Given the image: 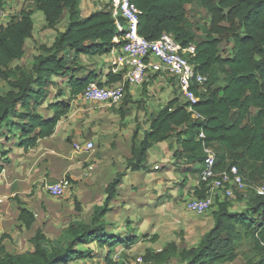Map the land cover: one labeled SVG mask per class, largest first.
<instances>
[{"label": "trees", "instance_id": "obj_1", "mask_svg": "<svg viewBox=\"0 0 264 264\" xmlns=\"http://www.w3.org/2000/svg\"><path fill=\"white\" fill-rule=\"evenodd\" d=\"M194 1L210 15L205 37L199 41L185 26L186 6ZM79 2L33 0L34 9L42 12L48 29L56 28L64 11H67L68 23L63 31L56 32L51 45L37 46L38 53L31 56L28 68H12L10 64L23 57L26 39L32 38V11H20L6 25L0 26V81L8 86L7 90L0 89V131L17 125L20 139L17 145L25 153L35 146L38 139L49 137L69 111L67 101L49 104L53 115L47 119L36 111L46 96L47 86L52 83L51 77L69 75L67 84L70 94L76 97L93 79L91 75L75 78L72 72L81 67H73L69 62H75L80 54L101 56L108 53L115 45L114 37L122 35L109 12L96 11L81 17ZM131 2L139 11L137 32L141 36L153 40L169 33L183 47L195 44L196 53L191 63L206 80L200 92L195 86L191 87L198 97V101L191 105V111L187 109L188 103H179L178 98L167 101L151 116L141 139H138L141 129L136 123L131 135V156L126 159L125 171L145 169L147 150L156 143L172 139L177 145L173 159L195 165L191 168V172H197L194 197L205 195L204 183L199 180L206 157L204 147H222L233 158L226 167L236 165L240 172V165L257 164L261 182L264 181V0ZM230 44V54L223 56ZM70 52L72 55L67 62ZM158 74L149 78L154 79ZM119 78L118 75L107 74L106 81L98 84L109 85ZM218 78L222 80L221 85H215ZM124 99H129L128 89ZM14 118L23 122L14 123ZM201 132L204 138L199 137ZM217 158L216 153L215 166L226 168ZM124 174L118 173L104 187V199L100 205L93 207L89 223L78 222L68 226L65 244L61 248H45L42 243L47 237L39 227L30 238L33 251L15 256L7 252L3 244L8 235L0 234V264H70L85 257L86 253L78 246L87 245L90 241L107 247L104 264H120L111 258L113 248L118 244L130 247L136 238L121 241L116 236L109 237L104 232L102 218L110 211V202L117 196V187ZM246 177L251 180L253 176ZM249 193L253 196L241 212L231 211L229 201L216 200L213 206L216 208L212 211L213 225L197 246L179 251L175 242L171 241L159 251L145 249L142 262L164 264L177 257L182 264L230 263L237 256L235 243L252 239L255 250L262 256L256 263L247 261L246 264H264V196L252 191ZM14 200L18 205L17 220L25 229H30L35 222L33 211L26 208L24 201L17 196ZM75 209L80 210L77 201ZM145 239L147 237L142 238ZM156 239L157 236L153 235L149 241L155 242Z\"/></svg>", "mask_w": 264, "mask_h": 264}, {"label": "rangeland", "instance_id": "obj_2", "mask_svg": "<svg viewBox=\"0 0 264 264\" xmlns=\"http://www.w3.org/2000/svg\"><path fill=\"white\" fill-rule=\"evenodd\" d=\"M8 2L9 3L7 6L9 7V12L7 19L6 21H0V26H4L5 23L11 18L17 16L19 11H32L34 9L33 0H9ZM80 2L81 9H83L86 4L89 6L93 4L89 3L91 0H82ZM67 17V11H64L56 28L48 29L44 24L45 19L42 12L36 10L32 16L35 26L34 31L32 32V38L27 39L25 42L23 57L19 61H13L10 66L12 68L19 66L28 68L30 66L31 56L38 53L37 46L45 43L49 44L53 40V37H55L56 32L66 27ZM209 22L210 15L200 4L194 1L193 3L186 6L185 26L194 35L197 41L205 37V29L208 28ZM230 47L231 44L225 48L226 50H224V53L222 54L223 56L228 55V53L230 54ZM70 55L71 54H69L67 57V62L70 61ZM106 59H108L107 55H103L102 57H97L98 63H94L95 65H104H102V75L105 74ZM90 60L91 58L84 57L81 62H69V65L73 67H81L80 69L74 70V72H72L75 78L83 76L88 67V63H86V61ZM98 71L99 70L96 69L94 71L95 74L92 72V78L97 74ZM56 77H58L56 80L60 81L62 85V89L59 90L62 92V97L67 99V102L70 103L69 111L62 117L63 121L68 123V126L72 131L71 136L69 137L73 139L76 137L85 139L88 134L93 133L96 137V152L103 146H109V144L111 148L114 146L112 138L116 136L113 132V128L116 126H118V128H124L123 133L128 132L130 135L131 124L133 127L137 123L141 129L139 137H142V133L146 128H148V123L151 119V116L155 114L167 101L173 98H178L179 103L185 102V99L180 95L179 88L177 84H175V81L165 73H159L154 79L148 78L141 88L134 87L132 89L130 99H125L117 104L111 105L95 103L87 104L81 102L80 100H75L76 102L71 104L72 102L71 99L69 100V93H67L66 90L68 89L66 86L67 80L69 78L68 75H65L63 78H61V76ZM221 84L222 80L221 78H218V80L215 82V85ZM0 89H8V86L4 81H0ZM51 89L49 90L48 100L55 97L56 87L52 85ZM58 95L59 94H57V96ZM120 114H123L122 118H120ZM7 132L9 137L7 136L8 134L6 135ZM62 133V129L58 130L56 137L60 139ZM18 135V126L16 133L10 129L7 130L6 128H2L0 131V173H2L0 177L1 180L6 183L8 194L0 198V234L6 233L8 235V238L3 240V244L6 251L12 253L15 256H21L33 251V245L30 242V238L34 233L35 225L45 228V230L42 228L43 232L45 231V235L47 237V240L42 243L45 248H61L65 244V231L71 223H89L91 212L90 204L92 202H98L100 204L102 203L104 198L103 190L106 185L105 183L111 181V179H108V177L112 178L115 175L114 169L110 165L108 167V173L106 174L107 177H98L97 173L93 172L94 177L92 180H89L87 174H84V172H86V166L76 163L71 168V171H76L73 176L75 178H71L70 174H67L69 179L66 178V174L63 176V179L67 181L64 194L60 197H52L46 191L45 185L42 184L45 177L44 169L42 167H47L46 172H49V166H45V163L48 161L47 159L42 161L43 164H41L42 162L39 163L36 167V170L34 169V166H31V162H29V168L22 167L21 164L17 167L13 165L10 166L9 162L11 160L9 156L6 155V153H10L12 151V147L10 146L13 145L15 148L19 146L12 142V140H14L13 138H16ZM6 136L8 138H5ZM69 142L71 144L75 143L71 141ZM83 142L85 143L86 141L83 140ZM171 143L173 145L174 142L172 141ZM58 144L61 145V139L59 140ZM214 149L217 153V159L222 166L226 167L233 161V158L230 157V154L224 152L222 147H216ZM93 153L94 152L91 154ZM108 154L109 151L107 152L104 148L102 153L103 158H106ZM148 154V166L145 169L137 171V173L134 172L133 174L127 176L128 179L124 178L125 174L122 176L124 184L120 186L118 193V207L119 205L123 207V204H125L126 201H129L127 198L137 196L135 191L138 189V183L131 185V192H133V194L126 195V191H130L125 186V184L129 182V179L138 180L143 185L149 186L146 189V193L149 194L152 193V190L150 189L155 187L158 188L159 183L160 186L164 184L162 187L165 188L160 189L161 187H159L154 192L155 194L171 192L168 190L175 188L174 186L176 185H180L181 189L175 192L176 194L171 200L170 197L167 199V202L162 204H158L157 198L164 196L165 194L154 196L152 202L154 207L151 209H144L137 215L136 218H133V220H130L127 211H125L124 214L121 212L117 215L120 216L123 214L121 216V224L135 223V227L138 225L143 226V228L139 230L141 231L146 229L150 236H153V233H151L153 231L158 233V236L156 235L157 241H155V243L150 242V238H148L147 241H142L140 243L138 241L132 246L131 249H129L127 254H120L117 256L116 259L119 260L120 258L119 261L121 264H141L140 261H138V258H141L147 245H150L151 248L159 249L163 248L167 242L173 241L177 245L179 251L184 248L197 246L203 235L213 225L212 211H214L216 207H211L202 214L191 213L185 209L184 202L193 197L194 190V185L192 182L186 184L187 179H184L185 173H178L177 177L181 180L177 178L163 180L161 177H164V175H170L166 174L169 160L161 159L163 153L161 152V148L158 146H152V148L148 151ZM18 156L20 157L21 155ZM18 156L14 155L15 159H18ZM32 158L29 159L32 160ZM155 160L161 162L165 167L161 168L158 166V171H152V162ZM173 162L175 166H182L185 164L182 159H179L178 161L174 159ZM238 164L240 165V163ZM24 168L26 170V175H24V177L28 178L33 174L32 179L34 177V180L28 182L26 179L22 178V175L25 174ZM38 168L41 171L40 176L35 178L37 176L35 173L37 172ZM240 168L244 175L253 176L252 178L250 177V179L256 184H260L261 176L258 173L257 164L248 163L245 166L240 165ZM192 171L194 172H192L194 179L197 177V172L196 170ZM15 196L24 200L26 206L35 214V223L32 225L31 229L26 230L21 228L19 222L16 219L18 214V205L14 200ZM252 196L253 195L247 191H234V198L228 202L230 210L237 212L244 211L247 208V204L251 200ZM75 201H77V203L80 205V210L75 209ZM130 207H132V205ZM130 227H132V225ZM235 245L237 252L235 260L230 263L223 264H246L247 261L256 263L262 256V254H259L255 250L252 239H243L235 243ZM78 248L86 253L85 257L83 259L72 261V263L103 264L104 256L107 253L106 247H100L98 242L90 241L87 245H81L78 246ZM164 264L182 263L177 257H173L170 261Z\"/></svg>", "mask_w": 264, "mask_h": 264}, {"label": "built area", "instance_id": "obj_3", "mask_svg": "<svg viewBox=\"0 0 264 264\" xmlns=\"http://www.w3.org/2000/svg\"><path fill=\"white\" fill-rule=\"evenodd\" d=\"M9 0H0V20L6 18V4ZM93 12H109L116 28L122 32L120 37L113 39L115 45L110 50L107 62V73L118 75V81L109 85H99L97 82L89 83L83 92L75 99L84 103L117 104L125 98L128 87H141L147 79L155 73H165L173 78L177 84L180 95L188 103L187 109L198 101V97L191 89L192 86L201 91L206 77L195 70L191 59L195 56V44L183 47L172 34L163 33L159 38L149 40L137 32L138 9L131 0H91ZM204 138V134H199ZM95 148L93 141L83 145L75 144L76 152H91ZM204 159L199 180L204 183L203 197H192L184 202L187 211L202 214L214 206L216 200L231 201L234 191L249 192L264 196V181L260 184L247 179L236 165H229L218 169L216 165V152L214 149L204 147ZM67 181L58 180L45 185V189L52 197L64 194ZM1 201V199H0ZM140 263L141 258H138Z\"/></svg>", "mask_w": 264, "mask_h": 264}, {"label": "crops", "instance_id": "obj_4", "mask_svg": "<svg viewBox=\"0 0 264 264\" xmlns=\"http://www.w3.org/2000/svg\"><path fill=\"white\" fill-rule=\"evenodd\" d=\"M80 1H82V0H80ZM8 3L5 6L6 7L5 10H6L7 15H8V12H9L8 11L9 7L7 6ZM80 3L81 2H79V4H78V9H79V13H80L81 17H87L88 15H90L93 12L91 7L89 5H87V4L85 5V7L83 9H81ZM10 6H12V5H10ZM35 11L36 10H34V9L32 10L31 19H32V16H33ZM6 19H7V16H6L5 19L0 20V21H6ZM32 21H33V19H32ZM6 23H5V25H6ZM67 23H68V19H67ZM67 23H66V26H67ZM44 24L46 25V22ZM34 27L35 26H34V22H33V31H34ZM64 29H65V27H64ZM64 29H62L60 31H63ZM55 36H56V34H55ZM53 40H54V37H53ZM53 40L49 44H46V43L45 44L49 46V45L52 44ZM68 54L72 55V52H70ZM71 55H70V57H71ZM104 55H107V57L109 59L110 58V51L108 53L104 54ZM102 56H87V55L80 54L76 61H80L81 62L84 57L91 58V60L90 61H86V63H88V67H87V70L84 72L83 76H80V77H77V78L78 79L79 78H83L84 76H87V75L88 76L89 75L92 76L93 75L92 72H94L96 69H98L99 71L92 78L93 82L95 81L97 83H104L106 81L107 74H108L107 73V62H108V59H106V61H105V63H106L105 66L106 67H105V74H103V75L101 74L102 65L103 64H101V65L100 64H97V65L94 64L95 62L98 63L97 57H102ZM26 66H27V64H26ZM94 74H95V72H94ZM56 76H61V78L65 77V75H54V76L51 77L52 83L49 84L47 86V88H46L47 89L46 96H45L44 100L42 101V103L39 104V106L36 108V111L45 119L50 118L53 115V111L48 106L49 104H51L53 102H56V101H67V99H64L62 97V92L59 91V90L62 89V85H61L60 81L56 80V78H58ZM68 77H69V75H68ZM52 85H54L56 87L55 97H53L50 100H48L49 90L52 88ZM66 86L68 87V89H66V90H67V93H69V100L71 99V102H72L71 104H73V102H76L75 100H78V99H75L74 96H71V94H70V86H68L67 84H66ZM133 88H134L133 86L128 87L129 99H130V95L132 93V89ZM135 88H139V87H135ZM57 94H59V95L57 96ZM123 100H125V99H123ZM81 102H83V101H81ZM69 107H70V103H69ZM13 121H14V123L23 122V121H21L18 118H14ZM135 125L132 127V124H131V133H130V135H129L128 132L127 133H123L124 128H118V126L113 128V132H114V134L116 136L114 138H112V140H113L112 142H113V145H114L112 148L110 147V144H109V146H103L97 152L95 151V148L91 152H85V151L76 152L74 150V145L75 144L81 143L79 145H83L84 144L83 140H85L86 142L87 141H93L94 145H95L96 144V142H95V138L96 137H95V135L93 133H91V134H88L85 137V139H81V137H76L75 139L70 138L69 136H71V132L72 131L69 128L68 123L64 122L63 118H61L59 120V122L57 123L56 127L54 128L53 133L49 137L38 139L36 144H35V146L32 147L27 153H25L22 150V148H20L19 146H17L15 148L12 145V146H10V147H12V151L10 153L8 152L9 154L7 153L6 155L9 156V158L11 160L9 162L10 166L13 165V166L17 167L18 165L21 164L22 167L29 168L28 167L29 164H30L29 162H31V166H34L35 170H36V167L38 166L39 163H41L43 160L47 159L48 161L45 163V166H49V172H46L47 167H42L44 169V173H45V177H44V180L42 182V184H44V185L52 183V182H56L58 180H62L63 176L65 174L66 175L70 174L71 178H75L73 176H74V173H76V171H71V168L76 163L82 164V166H86V172H84V174L85 175L87 174V177H88L89 180H92V178L94 177L93 176V172L97 173L98 177L99 176H106V174L108 173V170H109L108 167L110 165L113 167L115 175L112 178L108 177V179L112 180L120 172H125L124 178L128 179L127 176H129V175L134 173V172L129 171V170L125 171V168H126V159L131 156V135H132V132H133V129H134ZM6 129L7 130L10 129V130L14 131V133H16L17 132V125H13L12 127H7ZM61 129L63 130V133L61 134V138H60L61 139V145H59L58 143H59L60 139L57 138L56 136H57L58 130H61ZM140 132H141V130H140ZM7 134H8V132L6 133V135ZM143 134H144V132L142 133V137H143ZM7 136L9 137V134ZM7 136L5 138H8ZM142 137H139V134H138V139H141ZM13 139L14 140H12V142L17 145V143L20 140L19 139V135L16 138H13ZM69 141L75 142V143L71 144ZM172 141L173 140L170 139V140L159 142V143H156V144L153 145V146H158L159 148H161V152L163 153L161 159H168L169 160V164H167L168 167L166 169V174H170V175L169 176L164 175V177H161V178L163 180H169L170 178L171 179H173V178L180 179V178L177 177V175H178V173L183 172V173H185L184 179L185 178L187 179L186 184L192 182V184L195 186V184L197 183V181H196L197 177L193 179L194 175L191 172V168H194L195 165H193L192 163H186V164H184L182 166H178V165L175 166V164L173 162L174 159H173L172 155H173L174 149L177 148V145L175 144L174 141H173L174 143L172 145V143H171ZM104 148H105V150L107 152L109 151V154H108V156L106 158H103V156H102ZM151 148H152V146L147 150L146 162L144 163V165L146 167L148 166V160H147V158L149 157L148 151ZM92 152H94V153L91 154ZM14 155H17V156L21 155V156L20 157L18 156L19 158L17 157L18 159H15ZM22 156H24V157H22ZM29 158H32V160H30ZM152 163H153V165H152V169L153 170L152 171H158V168H159L158 166H160L161 168L165 167V166L162 165L161 162H158L156 160L153 161ZM41 164H43V162ZM24 170H25V168H24ZM89 170H92V171H89ZM40 172L41 171L38 168L37 172L35 173V174H37V176L35 178H38L40 176ZM135 173H137V171ZM1 174L2 173H0V175ZM24 175H26V170H25V174L22 175V178L26 179L28 182H30L31 180H34V177L32 179V175L33 174L30 177H28V178H25ZM165 176H166V179H165ZM161 178H158V179H161ZM81 179H82V177H81ZM184 179H182V180H184ZM128 181L129 182H127L125 184V186L130 191H126V195L133 194V192H131L132 191L131 185H134V184L138 183L139 184L138 189L135 191L137 193L136 194L137 196H135V197L133 196L131 198H127L129 201H126V203L123 204V207H121L120 205L118 207V205H117L118 200H119L118 193H119V190H120V186L124 184V180H122L120 182V184L118 185V187H117V196L110 202V208H111L110 211H108L104 215V217L102 218V222L105 225V231L104 232L109 237L116 236L117 239H119L121 241L129 240L131 238H136V241L133 244H131L130 247H126L124 245L118 244V245H116L113 248V252H112L111 258H112V260L118 261L119 263H120V261H119L120 258H119V260H117L116 259L117 256H119L120 254H127L129 252V249H131L132 246L135 245L138 241L140 243L142 241H147L148 238L152 237V236H150L148 234L149 232L146 229H143L141 231L139 230V229H142L143 226L138 225V226L135 227L134 226L135 223H133V224L132 223H130V224H125V223L121 224L122 223L121 222L122 221V217L121 216L125 213V211L128 212V216H129L130 220H133V218H136L137 215L141 211H143L144 209H151V208L154 207L152 205L154 196H157V195L160 196L161 194L162 195L165 194L164 196H161V197L157 198L158 204H162L164 202H167V199H169L170 197H171L170 198V200H171L175 196V194H176L175 192L177 190L181 189L180 185H176V186H174L175 188L168 190V191H171V192H166V193L164 192V193L155 194L154 192L159 187H161L160 189L165 188V187H162V186H164V184L162 186H160V183H159L158 188L157 187L151 188L150 190H152V193L149 194V193H146V189L149 186L143 185L140 181L134 180V179H129ZM108 183H105V184L107 185ZM4 195H8L7 194V187H6V183L4 181H2L1 177H0V198L2 196H4ZM134 198H136V199H134ZM123 199H125V198H123ZM22 201H24V200H22ZM24 203H25V201H24ZM95 205H100V203L92 202L90 204V206H91L90 207V211L91 212H90L89 222L91 220V214H92V211H93V207ZM131 205H132V207H130ZM25 206H26V203H25ZM26 208H28V207L26 206ZM121 212H123V214L120 215V216H117ZM16 219H17V216H16ZM127 222H130V221H127ZM85 223H87V222H85ZM19 225L21 226V228L25 229L20 224V222H19ZM131 225H132V227H130ZM39 227L44 228L42 226L35 225L34 226V232ZM31 228H32V226L30 227V229ZM44 230H45V228H44ZM151 233H153V235H157L158 234V233H155V231H153ZM44 234H46L45 231H44ZM143 237H147V239L142 240ZM169 242H171V241H169ZM163 248L154 249V248H151L150 245H147L145 247V249H150V250H152L154 252L155 251H159V250H161ZM145 249H144V251H145ZM70 264H75V263L71 262ZM141 264H144V263L141 262Z\"/></svg>", "mask_w": 264, "mask_h": 264}]
</instances>
